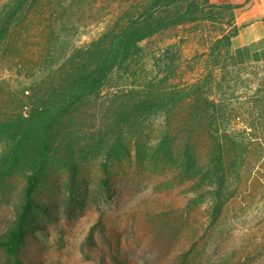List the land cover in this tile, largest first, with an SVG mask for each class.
<instances>
[{
  "label": "rangeland",
  "instance_id": "obj_1",
  "mask_svg": "<svg viewBox=\"0 0 264 264\" xmlns=\"http://www.w3.org/2000/svg\"><path fill=\"white\" fill-rule=\"evenodd\" d=\"M9 1L0 0V17ZM49 1L28 0L0 36V120L25 109L26 90L56 57L100 31L115 0L92 11L86 0ZM199 6L191 21L141 42L82 110L88 137L72 192L64 153L51 155L20 247L25 264H264V62L237 64L226 41L234 11ZM144 88L169 97L111 135L103 108L120 91ZM210 124L225 160L220 186L202 172L215 149ZM7 146L0 137V157ZM25 177L0 181V238Z\"/></svg>",
  "mask_w": 264,
  "mask_h": 264
},
{
  "label": "trees",
  "instance_id": "obj_2",
  "mask_svg": "<svg viewBox=\"0 0 264 264\" xmlns=\"http://www.w3.org/2000/svg\"><path fill=\"white\" fill-rule=\"evenodd\" d=\"M27 1L10 0L7 6L2 7L0 36L6 22L12 20ZM41 1L50 5L49 0ZM80 1L85 0H69V6L73 8ZM34 2L39 3V0ZM99 3L100 0H86V11L94 10ZM201 3L234 11L232 5H214L209 0L113 1L108 7L111 8L108 17L104 16L106 19L101 21L103 27L100 31L86 45L73 47L56 57L49 69L46 67L42 70L45 75L32 86L31 93L26 90L28 102L24 105L25 109L0 120V137L8 140L7 149L0 157V181L17 171L23 170L26 174L22 203L6 234L0 238L4 264H25L19 254L35 208L33 194L43 178L51 155L58 149L62 150L67 162L68 188L70 192L74 190L79 167L78 150L83 139L88 137V133L78 125L82 110L101 96L114 73L129 64L132 52L141 42L170 27L191 21L199 12ZM29 14L30 11L26 17ZM237 33L238 28L234 26L232 33L226 37L228 48L231 38ZM51 55L52 51H49L47 57ZM232 57L237 64H241L233 50ZM168 97L164 91L153 92L147 88L135 92L120 91L102 110L109 117V133L120 134L127 123L160 108L159 102L166 101ZM202 99L208 102L206 97ZM211 107L214 118L216 106ZM212 126L210 124L208 127L211 133L209 137L215 149L208 153L205 169H202L203 165L201 169L203 173H209L220 186L225 178V160L221 143L212 134ZM188 161L191 162L189 156ZM101 183L107 185V178L102 177ZM213 195L220 198L218 193Z\"/></svg>",
  "mask_w": 264,
  "mask_h": 264
},
{
  "label": "crops",
  "instance_id": "obj_3",
  "mask_svg": "<svg viewBox=\"0 0 264 264\" xmlns=\"http://www.w3.org/2000/svg\"><path fill=\"white\" fill-rule=\"evenodd\" d=\"M215 5L234 6L238 33L230 40L241 64L264 62V0H209Z\"/></svg>",
  "mask_w": 264,
  "mask_h": 264
}]
</instances>
